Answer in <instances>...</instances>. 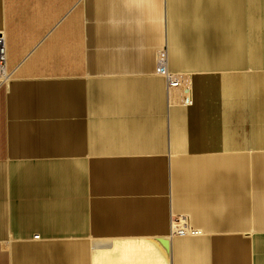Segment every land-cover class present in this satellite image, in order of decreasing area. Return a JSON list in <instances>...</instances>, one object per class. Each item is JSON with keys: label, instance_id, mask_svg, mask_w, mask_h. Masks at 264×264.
<instances>
[{"label": "crops", "instance_id": "0c3cea01", "mask_svg": "<svg viewBox=\"0 0 264 264\" xmlns=\"http://www.w3.org/2000/svg\"><path fill=\"white\" fill-rule=\"evenodd\" d=\"M0 31V264H264V0H0Z\"/></svg>", "mask_w": 264, "mask_h": 264}, {"label": "built area", "instance_id": "2783aa9c", "mask_svg": "<svg viewBox=\"0 0 264 264\" xmlns=\"http://www.w3.org/2000/svg\"><path fill=\"white\" fill-rule=\"evenodd\" d=\"M6 35L0 31V82L7 80L11 76V71L7 67V51H6ZM168 54L166 49H162L158 52L156 58V74L162 76L167 80L170 87H179L182 85L181 79L175 74H173L168 67ZM172 234L178 236H188V235H200L201 230L193 228L190 223H188L187 217L180 215L174 216L172 218ZM37 237V236H36Z\"/></svg>", "mask_w": 264, "mask_h": 264}, {"label": "rangeland", "instance_id": "374dc122", "mask_svg": "<svg viewBox=\"0 0 264 264\" xmlns=\"http://www.w3.org/2000/svg\"><path fill=\"white\" fill-rule=\"evenodd\" d=\"M250 151H252V148H250V149H247V151H246V152H250Z\"/></svg>", "mask_w": 264, "mask_h": 264}, {"label": "bare ground", "instance_id": "6f19581e", "mask_svg": "<svg viewBox=\"0 0 264 264\" xmlns=\"http://www.w3.org/2000/svg\"><path fill=\"white\" fill-rule=\"evenodd\" d=\"M163 260V259H162ZM161 264V263H160Z\"/></svg>", "mask_w": 264, "mask_h": 264}]
</instances>
